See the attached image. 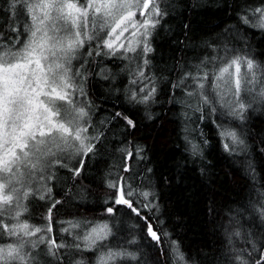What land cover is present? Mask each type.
<instances>
[{
	"label": "snow or ice",
	"instance_id": "snow-or-ice-1",
	"mask_svg": "<svg viewBox=\"0 0 264 264\" xmlns=\"http://www.w3.org/2000/svg\"><path fill=\"white\" fill-rule=\"evenodd\" d=\"M174 7L172 0H0V264H200L172 238L161 188L189 172L211 181L212 145L196 123L209 116L229 156H247L248 140L259 137V165L249 158L244 168L253 181L257 167L264 171V129L254 133L249 124L264 113V0H243L237 26L205 42L212 54L176 61L171 79L173 70L166 76L155 63L153 42ZM257 34L260 51L248 39ZM97 85L105 101H116L102 121ZM162 95L181 109L182 162L176 175L156 177L136 134L171 141L155 111ZM117 125L121 138L113 132L109 140ZM105 157L113 163L101 176L102 211L58 220L69 199L63 188L79 185L86 203L88 162ZM208 190L219 264H264V185L224 215L215 188Z\"/></svg>",
	"mask_w": 264,
	"mask_h": 264
},
{
	"label": "trees",
	"instance_id": "trees-1",
	"mask_svg": "<svg viewBox=\"0 0 264 264\" xmlns=\"http://www.w3.org/2000/svg\"><path fill=\"white\" fill-rule=\"evenodd\" d=\"M172 3L175 7L167 21L166 30L162 29L153 43L156 48L155 63L158 69H164L166 76L168 70H173L170 78L175 79L178 72L175 69L176 61L182 64L195 63L198 58L211 55L212 50L206 46L205 42L217 40L225 29H234L237 26L235 10L239 9L243 0H172ZM185 24L191 26L190 31H185L183 27ZM248 39L253 50H261L262 45L258 34L249 35ZM108 67L114 68L115 65L109 64ZM161 88L167 90V81L161 85ZM94 91L97 97L96 103L99 105L95 119L102 121L110 116L116 101H105V89L99 85ZM167 100L168 97L162 95V103L156 106L155 111L166 121L171 141L161 144L151 138H145L148 136L146 131L136 134L140 143L147 145L150 149L146 153L148 160L145 163L156 171V177L161 173L168 176L176 175L178 162H182L180 151L176 149V144L181 143L176 139V134L182 127L181 109L178 104L174 107ZM212 119L213 117L209 116L205 121H196L212 145L210 149L212 155L209 158L215 167L212 170L211 181L205 180L201 183L198 173L189 172L183 178L177 176L171 182V186L161 188L162 210L165 213L164 219L167 221L168 230L173 234L172 238L180 241L183 251L199 259L200 264H219L223 260L217 237L212 234L213 226L209 223L211 217L207 214L208 198L211 196L208 189L215 188L218 193L215 197L216 208L221 215H224L229 207L235 210L239 205L247 203L250 198L255 199L256 190L264 185V171L257 167L256 179L253 181L244 168L245 161L249 158L259 165V137L256 140H248L247 156L244 154L229 156L223 151L219 138L215 135L216 127ZM227 122L225 120V123ZM159 123H161L160 120L157 121V124ZM249 124L254 133L264 129V113H254ZM192 126L189 125V128ZM121 131L119 125L112 128L108 133L109 140L113 139V132L116 133L115 139H120ZM111 163L113 160L108 157L88 162L89 167L85 171L87 179L83 180V184L90 186L93 192L88 196L86 203L77 196L79 185L72 187L69 182L68 186L63 188V191L68 192L69 199L60 207L58 220L71 221L74 216L84 210L96 214L102 211L101 176ZM140 167H144V164ZM248 219L245 213L244 220ZM64 226L68 227L67 224ZM245 227L253 226L245 224ZM61 235L57 228V238Z\"/></svg>",
	"mask_w": 264,
	"mask_h": 264
}]
</instances>
